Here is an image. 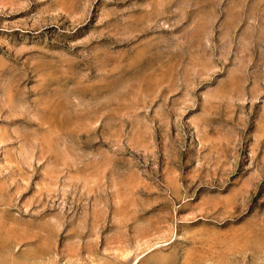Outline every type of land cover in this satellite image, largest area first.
<instances>
[{
  "label": "rangeland",
  "instance_id": "374dc122",
  "mask_svg": "<svg viewBox=\"0 0 264 264\" xmlns=\"http://www.w3.org/2000/svg\"><path fill=\"white\" fill-rule=\"evenodd\" d=\"M0 264H264V0H0Z\"/></svg>",
  "mask_w": 264,
  "mask_h": 264
}]
</instances>
